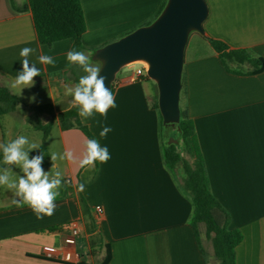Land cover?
Returning a JSON list of instances; mask_svg holds the SVG:
<instances>
[{
	"label": "crops",
	"instance_id": "obj_1",
	"mask_svg": "<svg viewBox=\"0 0 264 264\" xmlns=\"http://www.w3.org/2000/svg\"><path fill=\"white\" fill-rule=\"evenodd\" d=\"M12 1L17 8L26 3L0 0V85L16 95L19 103L33 89L44 94L43 103L25 104L35 113L36 107L47 104L56 114L72 108V96L65 95V86L77 84L67 60L72 41L40 44L32 13L16 11ZM206 1V35L264 59V0ZM161 2L81 0L87 24L83 43L101 48L122 38L142 27ZM206 46L202 54L189 55L186 49L181 113L195 124L212 194L229 214L230 228L243 235L236 248L237 264H264V72L229 73L210 44ZM26 47L33 49L28 60L40 75L20 93L11 84L22 70L20 51ZM41 55L53 57L55 66L40 63ZM88 56L102 68L92 52ZM122 69L114 81L116 106L106 116L94 112L86 120L80 117L100 145L107 147L110 159L106 163L81 168L79 160L88 138L77 128L62 130L58 122L52 127L47 140L50 160L41 166L50 174L62 173L53 215L38 219L29 206L13 203L18 199L14 190L0 186V264H100L105 247L92 253L94 237L110 247L109 264H218L214 252L210 255L206 250L204 227L200 244L191 225L194 207L181 187L183 169L173 173L165 165L162 148L168 138L158 111L150 105L153 80L144 81L136 77V71ZM16 112L0 116V143L20 136L9 134L10 123L4 120ZM41 116L46 124L51 120L47 114ZM105 126L111 131L101 137ZM66 150L73 152V161H52V153L63 155ZM2 160L0 169L11 167L13 179L23 175L19 167L3 165ZM79 191L96 221L94 232L81 213ZM97 206L104 210L101 217ZM73 221L81 222L83 232L75 248L79 258L67 263L63 260L65 238ZM46 248L56 253L50 255Z\"/></svg>",
	"mask_w": 264,
	"mask_h": 264
},
{
	"label": "trees",
	"instance_id": "obj_2",
	"mask_svg": "<svg viewBox=\"0 0 264 264\" xmlns=\"http://www.w3.org/2000/svg\"><path fill=\"white\" fill-rule=\"evenodd\" d=\"M167 3L168 0H162L157 11L143 26L151 25L161 15ZM12 6L18 12L30 11L32 13L40 44L52 46L62 40H71V50L82 51L86 55L92 52L94 58L99 48L88 47L83 43L87 24L81 0H26L25 5L21 8L15 7L12 1ZM204 38L218 54L224 68L229 73L258 75L264 72V59L255 55L251 50L233 49L227 43L209 35ZM69 68L75 82L78 83L80 77L85 75L83 69L71 63H69ZM141 79L150 80L147 76H143ZM155 89L156 93L150 104L152 109L158 111L163 127L172 126L180 133L179 141L176 143L166 142L163 145L162 154L165 165L171 172L176 173L179 168L184 171L185 177L181 187L193 202L191 225L196 237L201 244L200 229L204 227L205 238L211 243L218 264H237L236 248L242 242L243 235L239 230L230 228L229 214L212 194L195 124L193 120L181 113L178 124L165 125L159 111V94L156 84ZM110 91L113 95L115 94L114 83ZM19 102L16 95L7 87L0 85V116L15 112ZM35 111L39 115H49L51 120L45 125L40 123L37 126V129L43 133V142L37 150L29 153L30 158L43 154V162L50 160L47 140L55 122L59 123L62 130L77 128L88 139H96L88 126L82 123L79 109L76 106L59 114H56L54 107L50 104L38 106ZM2 158L1 155L0 160ZM78 201L81 213L88 221L89 231L94 232L96 221L90 216V208L80 191ZM90 247L92 253L95 248L105 247V257L100 264L110 263L112 259L110 247L104 246L99 237L90 240Z\"/></svg>",
	"mask_w": 264,
	"mask_h": 264
},
{
	"label": "clouds",
	"instance_id": "obj_3",
	"mask_svg": "<svg viewBox=\"0 0 264 264\" xmlns=\"http://www.w3.org/2000/svg\"><path fill=\"white\" fill-rule=\"evenodd\" d=\"M33 52L31 48H23L20 51L22 59V70L13 80L11 87L21 90L31 88L35 81L34 77L40 75V70L29 63L28 57ZM67 60L71 64H76L83 69L85 75L81 76L79 82L74 87L65 86V95L72 96L73 105L78 107L79 116L88 119L93 113L106 116L109 108L115 107L113 93L105 86V77L101 76L102 68L93 65L90 58L82 51L71 50L67 53ZM39 61L45 65L55 66V60L48 55H41ZM32 100L35 99L33 96ZM111 131L110 127H103L100 132L101 137H105ZM36 143L30 142L25 136H18L7 143H0L3 165L17 166L23 175L18 179H13L11 167L0 169V186H6L14 190L18 199L13 200L17 207L29 206L38 219L43 216H51L55 211V200L59 196L58 189L62 184V173L55 171L54 174L45 172L42 168L43 154L29 158V152L37 149ZM52 161L57 159L68 161L74 160L71 150H66L63 155L51 154ZM110 159L107 147H102L98 140L88 139L85 141L84 152L79 160L81 168H89L96 162L106 163ZM84 185H80L83 190Z\"/></svg>",
	"mask_w": 264,
	"mask_h": 264
},
{
	"label": "water",
	"instance_id": "obj_4",
	"mask_svg": "<svg viewBox=\"0 0 264 264\" xmlns=\"http://www.w3.org/2000/svg\"><path fill=\"white\" fill-rule=\"evenodd\" d=\"M208 16L206 0H168L151 25L142 26L99 48L94 58L102 63L100 75L105 77L106 88L111 90L116 75L125 66L146 62L149 65L147 77L158 88L163 123L178 124L186 47L192 32L206 36L204 23Z\"/></svg>",
	"mask_w": 264,
	"mask_h": 264
},
{
	"label": "rangeland",
	"instance_id": "obj_5",
	"mask_svg": "<svg viewBox=\"0 0 264 264\" xmlns=\"http://www.w3.org/2000/svg\"><path fill=\"white\" fill-rule=\"evenodd\" d=\"M208 41L199 33L197 32H192L189 37V41L187 44L186 49H188V54L196 53V54H202L203 52L206 51V48H208L207 45ZM142 61L135 62L131 65V67L128 68H123L122 71H136ZM155 82H151V91H150V100H152L153 96L156 93L155 89ZM35 97L34 100H32V97ZM44 94H39L37 93L34 89L31 91H28L22 96V102L18 104L17 106V112L15 114L8 115L4 118L5 122L9 121L10 123L8 127V132L11 135H16L19 134L20 136H25L28 138L30 142L36 143L38 147L42 144L43 142V133L39 130L36 129V127L41 123L45 125L46 119L33 112L32 110L28 109L25 104L27 103H32V104H41L40 102L43 103L44 100ZM165 135L168 138V142L171 140L179 141L180 140V133L179 131L172 127L168 126L165 128ZM30 158V157H29ZM31 159V158H30ZM203 234V233H202ZM204 235V234H203ZM202 235V237H203ZM205 241V240H204ZM206 244V250L208 254L213 255V250L211 248V243L209 241L204 242ZM216 260V259H215ZM215 263V262H214ZM217 263V261H216ZM213 264V262H212Z\"/></svg>",
	"mask_w": 264,
	"mask_h": 264
},
{
	"label": "built area",
	"instance_id": "obj_6",
	"mask_svg": "<svg viewBox=\"0 0 264 264\" xmlns=\"http://www.w3.org/2000/svg\"><path fill=\"white\" fill-rule=\"evenodd\" d=\"M149 69V65H146V62L141 63L140 67L136 70V77H143L147 76V71ZM97 216L101 217L104 213V210L101 206H97L95 209ZM83 232V225L80 221H73L70 224L69 227V234L65 238V253L63 255V260L67 263H72L76 261V257L79 258V256L75 253V248L77 245L78 239L81 237ZM45 252L53 255L55 254L54 249L46 248Z\"/></svg>",
	"mask_w": 264,
	"mask_h": 264
},
{
	"label": "bare ground",
	"instance_id": "obj_7",
	"mask_svg": "<svg viewBox=\"0 0 264 264\" xmlns=\"http://www.w3.org/2000/svg\"><path fill=\"white\" fill-rule=\"evenodd\" d=\"M146 65H148V63H146Z\"/></svg>",
	"mask_w": 264,
	"mask_h": 264
}]
</instances>
